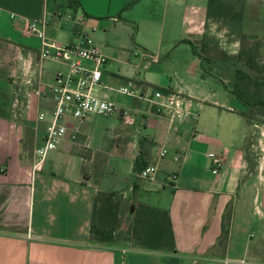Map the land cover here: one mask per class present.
Instances as JSON below:
<instances>
[{"label": "crops", "instance_id": "obj_1", "mask_svg": "<svg viewBox=\"0 0 264 264\" xmlns=\"http://www.w3.org/2000/svg\"><path fill=\"white\" fill-rule=\"evenodd\" d=\"M132 1L0 0V264H264V196L257 197L264 180L247 169L245 150L257 125L246 123L230 94L236 68L244 69L241 36L259 41L264 65V0H136L127 7ZM42 20L58 45L90 35L107 58L101 80L110 89L132 81L149 92L156 76L140 78L138 70L164 54L178 57L182 74L153 88L177 94L178 113L119 102V94L102 90L136 110L132 122L116 116L114 136L96 142L85 121L74 141L67 135L34 169L47 123L36 114L52 102L30 98L14 116L12 101L26 103L23 61L31 60L34 77L40 66L45 83L64 70L40 62L38 40L23 34L26 22ZM131 43L143 50L134 62ZM209 154L223 159L217 174ZM141 157V167L157 166L152 181L138 177Z\"/></svg>", "mask_w": 264, "mask_h": 264}, {"label": "built area", "instance_id": "obj_2", "mask_svg": "<svg viewBox=\"0 0 264 264\" xmlns=\"http://www.w3.org/2000/svg\"><path fill=\"white\" fill-rule=\"evenodd\" d=\"M23 34L34 37L39 42L38 59L40 62L53 61L64 66V70L55 73L52 82L45 83L41 79V68L38 74L33 73L32 62L27 59L22 63V93L26 103L21 104L15 97L12 101L13 115L21 116L27 109L30 98L37 100L49 99L52 107L48 111L36 114V121H46V127L41 145L34 151V169H40L47 154L55 151L59 143L68 135L74 141L78 128L91 116H118L123 123L130 124L136 110L122 108L116 103L103 98L102 90H113L115 93L145 103L150 109L157 112L168 109L178 113L180 98L177 94L166 93L152 89L142 91L134 82L128 81L116 89H110L102 83V70L107 58L95 45L88 33H81L74 42L58 45L47 36V22L28 21L24 24ZM167 151L161 149L159 157L166 156ZM212 162V171L217 174L223 165V159L209 154ZM179 162L180 158L174 156ZM157 172L156 165H146L138 172L141 180L152 181ZM170 183H175L177 176L170 174Z\"/></svg>", "mask_w": 264, "mask_h": 264}, {"label": "rangeland", "instance_id": "obj_3", "mask_svg": "<svg viewBox=\"0 0 264 264\" xmlns=\"http://www.w3.org/2000/svg\"><path fill=\"white\" fill-rule=\"evenodd\" d=\"M102 6H105V4ZM106 12L107 11H94V15L96 17L102 15L104 16ZM131 44H132L131 45L132 49L129 51L131 53V58L133 59L134 62V58L140 57L143 50L139 47H136V45H134L133 43ZM164 56L167 55L164 54L159 61L155 63H151L148 69L138 70L140 78H142V76L147 72L149 73L152 72L156 76L152 78V83H151L152 85L149 86L150 90L155 87H159L161 83L165 84L166 86L171 84V82H174L176 77L180 76L182 74V71L184 70L185 63L179 60L178 57L177 58L173 57L172 59H170ZM244 68L247 69L246 67ZM249 72H251L252 75H254L253 71L249 70ZM134 86L135 88H137L138 85L134 82ZM125 100L131 101L132 99L122 95L118 96L119 102ZM113 119H116V116L106 117L99 115H91L86 120L90 133L92 134V137L96 142L106 141L107 137L111 138L114 136L115 132H117V130H114L113 123L111 122ZM245 150L247 156L246 157L247 169L251 171V173L260 170L261 172L258 173L259 174L262 173L261 175L264 180V125H257L256 128H252V131L245 145ZM260 178L261 177H259V180ZM263 190L264 189L262 187L257 189V197L259 198L260 201L263 199L264 196Z\"/></svg>", "mask_w": 264, "mask_h": 264}, {"label": "trees", "instance_id": "obj_4", "mask_svg": "<svg viewBox=\"0 0 264 264\" xmlns=\"http://www.w3.org/2000/svg\"><path fill=\"white\" fill-rule=\"evenodd\" d=\"M136 0L129 3L132 5ZM135 30V26H133ZM195 55L198 56L196 48L191 42H188ZM260 43L256 40H250L245 36L240 38V49L237 55V62L247 69L236 68L235 78L230 94L241 104L240 115L244 117L249 126L264 125V65L259 62ZM250 71L254 72L252 75ZM144 158L136 161L135 170L140 171ZM145 165H143L144 167ZM231 209L228 208L223 215L221 224L220 242L226 240L228 221Z\"/></svg>", "mask_w": 264, "mask_h": 264}, {"label": "water", "instance_id": "obj_5", "mask_svg": "<svg viewBox=\"0 0 264 264\" xmlns=\"http://www.w3.org/2000/svg\"><path fill=\"white\" fill-rule=\"evenodd\" d=\"M129 214H131V209L129 210Z\"/></svg>", "mask_w": 264, "mask_h": 264}]
</instances>
